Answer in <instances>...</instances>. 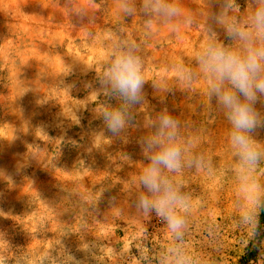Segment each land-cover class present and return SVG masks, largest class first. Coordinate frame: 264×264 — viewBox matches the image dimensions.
Returning a JSON list of instances; mask_svg holds the SVG:
<instances>
[{"label":"rangeland","instance_id":"rangeland-1","mask_svg":"<svg viewBox=\"0 0 264 264\" xmlns=\"http://www.w3.org/2000/svg\"><path fill=\"white\" fill-rule=\"evenodd\" d=\"M230 3L179 0L194 18L191 28L176 21L178 31L172 32L168 25L154 24L145 39L146 18L139 12L121 18L117 0H95L94 7L86 0H0V169L15 182L6 183L0 173V238L9 242L0 252L7 264H171L165 226L154 214L150 220L138 217L134 206L138 189L132 181L143 160L137 139L147 118L165 106L150 80L180 57L191 63L204 40L200 25L205 20L227 42L216 18L243 21L250 7L249 0L242 5L236 1L238 8H229ZM81 8L87 10L83 18L76 15ZM117 29L144 39L149 107L130 109V125L113 136L96 114L105 106H120V101L103 93L97 97L88 83L98 88V61L110 32ZM74 60L82 64L72 75L60 76ZM89 65L96 71H82ZM66 84H75L71 96ZM26 89L30 91L19 97ZM85 104L77 112L80 124H71L74 115L68 106ZM166 106L206 159L205 169H186L182 177L201 202L188 217L184 247L203 264H236L247 246L255 245L257 259L250 264H264V209L259 233L250 238L235 224V181L231 174L221 175L232 161L226 120L209 110L202 96L179 90L168 95ZM257 139L264 143V129ZM24 156L35 159L17 171Z\"/></svg>","mask_w":264,"mask_h":264},{"label":"clouds","instance_id":"clouds-1","mask_svg":"<svg viewBox=\"0 0 264 264\" xmlns=\"http://www.w3.org/2000/svg\"><path fill=\"white\" fill-rule=\"evenodd\" d=\"M86 2L89 6L95 5V0ZM117 3V14L121 18L132 17L138 12L146 18L145 39L152 35L154 24L168 25L172 32H176V21H181L185 28H191L195 22L182 10L179 0H139V3L137 0H117ZM249 4L243 21L226 22L216 18L227 42L221 40L217 29L205 20L200 25L204 40L191 63L186 64L185 58L180 57L150 80L154 94L165 106L147 118L145 132L137 139L143 160L132 181L138 189L134 206L138 217L150 220L154 214L165 226L166 255L171 258V264H203L194 260L184 247L189 229L188 217L201 202L194 200L182 177L186 169L199 171L206 168L204 155L196 151L197 142L184 135L181 120L166 106L168 95H174L176 90L202 96L204 105L222 114L229 125L228 147L232 161L221 169V175L231 174L235 181L236 227L245 229L250 238L259 233L260 212L264 209V182L261 179L264 172H260L264 162V143L257 139L258 130L264 129V111L261 110L264 108V0H249ZM232 6L239 7L236 0H231L228 7ZM76 15L83 18L87 10L78 9ZM223 15L226 13L222 12ZM143 43L144 39L125 34L123 29L110 32L106 51L98 61L102 65V71L96 77L99 86L93 88L92 83H88V88L97 97L103 93L109 99L120 101V106H105L96 114L113 136L122 134L130 125V109L137 105L144 109L149 107L144 91L149 79L145 76ZM77 64L82 63L74 60V63L67 64L60 76L72 75ZM82 71L96 70L89 65ZM74 88L75 84L64 85L69 96ZM28 91L30 89L19 97ZM68 107L74 115L70 123L79 125L81 120L77 112L87 108V104ZM40 129L44 132L43 126ZM16 138L14 136L11 141ZM108 138L111 141L112 138ZM124 155L131 160L127 154ZM32 159L35 157L24 156L16 165L17 171L30 166ZM208 162L210 164V160ZM0 173L7 178L6 183L11 181L15 184L11 174L3 169ZM31 181L34 186V181ZM102 194L101 191L99 195ZM7 244V240L0 238V248ZM7 260L6 255L0 252V264H7Z\"/></svg>","mask_w":264,"mask_h":264},{"label":"trees","instance_id":"trees-1","mask_svg":"<svg viewBox=\"0 0 264 264\" xmlns=\"http://www.w3.org/2000/svg\"><path fill=\"white\" fill-rule=\"evenodd\" d=\"M240 5L243 4V0H236ZM257 248L255 245L247 246L246 252L240 256L236 264H250L257 259Z\"/></svg>","mask_w":264,"mask_h":264}]
</instances>
